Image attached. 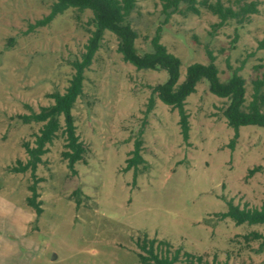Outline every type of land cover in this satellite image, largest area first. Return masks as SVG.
Listing matches in <instances>:
<instances>
[{
    "label": "rangeland",
    "instance_id": "374dc122",
    "mask_svg": "<svg viewBox=\"0 0 264 264\" xmlns=\"http://www.w3.org/2000/svg\"><path fill=\"white\" fill-rule=\"evenodd\" d=\"M220 1L238 10L255 0ZM256 1L257 12L244 23L229 20L218 28V17L199 5V14L181 5L165 22L161 0H137L128 18L137 33L134 46L139 54L150 52L160 27L162 45L180 59V83L189 65L209 62L208 52L221 82L240 67L246 105L252 82L264 75V0ZM53 2L0 0V264H153L139 259L148 256L150 242L158 256L178 252L177 264H193L184 253L199 264H264L263 241L250 238L264 235V225L237 226L221 217L230 201L241 209L264 208V128L240 127L229 147L234 130L223 116L227 100L201 81L185 100L190 131L183 142L176 110L153 95L148 111L151 88L167 74L124 62L118 39L107 31L71 114L83 159L68 169L60 131L34 177L12 171L27 162L24 145L34 147L42 126L23 124L19 116L39 112L52 104L47 95L65 91L71 64L93 31L89 10L70 8L30 29ZM137 138L144 163L134 178V169H125ZM30 187L38 215L28 205Z\"/></svg>",
    "mask_w": 264,
    "mask_h": 264
},
{
    "label": "trees",
    "instance_id": "16d2710c",
    "mask_svg": "<svg viewBox=\"0 0 264 264\" xmlns=\"http://www.w3.org/2000/svg\"><path fill=\"white\" fill-rule=\"evenodd\" d=\"M161 10L165 16V22L170 16L179 9V6L185 5L184 10L188 13L199 14L198 5L207 9L210 13L218 17L219 22L216 27L223 26L229 20H236L238 24L245 22L246 17L256 13L258 2L252 1L244 4L238 10L224 6L220 0L209 2L202 0H161ZM137 0H55L49 7L48 14L41 20L31 24L30 29L44 27L52 22L58 15H61L67 9L77 12L89 10L92 18L89 24L93 27L91 36L85 45V51L81 55V59L72 62L71 66L74 71L69 84L63 93H52L47 95L52 104L43 106L39 112L23 114L19 119L23 124L40 123L42 124L38 134L34 139V147L25 144V152L28 160L25 164H19L18 168L12 171L22 173L26 170L30 171L34 177L35 169L41 163V156L47 151L46 145H50L55 139L57 132H62L65 139V151L61 152V156L67 162L68 169L74 170V165L83 159L86 152L85 146L79 141L76 133V127L72 117V110L76 100L83 94L84 72L91 65L95 53L99 47V41L103 32L107 31L113 34L117 39V51L122 55L124 62L131 64L134 68L140 70H158L167 74V80L164 83L157 84L151 88L152 96L148 99V111L154 105V97L156 95L161 103L176 110L178 113V126L183 142H187L190 126L188 122L189 115L185 110V100L195 91L197 83L206 82L209 91L220 99H226L227 104L223 110V116L229 127L234 130V135L229 142L232 148L233 143L238 137V129L242 126L253 125L264 128V75L252 82L251 101L245 105V80L238 74L240 67L231 71L229 78L221 82L219 72L215 63V58L211 53H207L209 62L205 65L193 63L186 68L184 80L180 83V59L173 54L167 52L161 42V28L157 27L155 34L150 42L151 51L139 54L134 46L137 39V33L131 28L128 18L134 11ZM228 69H230L228 67ZM62 121V122H61ZM141 135V132H140ZM142 142L137 138L133 142V150L131 157L126 161V169H134L133 176H137V168L144 163L141 158ZM258 168L249 170V174L253 175ZM31 197L27 199L29 207L35 213L40 214L37 202H35V190L29 188ZM228 209L221 214L222 218H229L232 222L239 226L247 224L250 226L264 225V208L263 209H241L234 206L232 202H228ZM250 238L253 240H262L264 243V235L253 233ZM154 243L150 242L147 248L148 256H139L142 263L152 262L153 264H177L179 253L174 252L171 257L158 256L153 252ZM145 247V245L143 246ZM185 260L189 263L199 264L200 258L184 253ZM227 264V263H224Z\"/></svg>",
    "mask_w": 264,
    "mask_h": 264
},
{
    "label": "water",
    "instance_id": "95a60500",
    "mask_svg": "<svg viewBox=\"0 0 264 264\" xmlns=\"http://www.w3.org/2000/svg\"><path fill=\"white\" fill-rule=\"evenodd\" d=\"M55 258V256H53V259Z\"/></svg>",
    "mask_w": 264,
    "mask_h": 264
}]
</instances>
